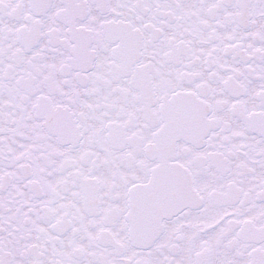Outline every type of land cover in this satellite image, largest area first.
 Instances as JSON below:
<instances>
[{
	"label": "snow or ice",
	"instance_id": "1",
	"mask_svg": "<svg viewBox=\"0 0 264 264\" xmlns=\"http://www.w3.org/2000/svg\"><path fill=\"white\" fill-rule=\"evenodd\" d=\"M0 264H264V0H0Z\"/></svg>",
	"mask_w": 264,
	"mask_h": 264
}]
</instances>
